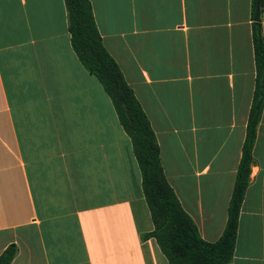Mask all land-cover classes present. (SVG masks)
<instances>
[{
  "label": "crops",
  "instance_id": "1",
  "mask_svg": "<svg viewBox=\"0 0 264 264\" xmlns=\"http://www.w3.org/2000/svg\"><path fill=\"white\" fill-rule=\"evenodd\" d=\"M200 236L227 220L255 84L254 0H89ZM264 39V0L259 11ZM231 264H264V101ZM132 143L74 52L65 0H0V254L169 264Z\"/></svg>",
  "mask_w": 264,
  "mask_h": 264
},
{
  "label": "trees",
  "instance_id": "2",
  "mask_svg": "<svg viewBox=\"0 0 264 264\" xmlns=\"http://www.w3.org/2000/svg\"><path fill=\"white\" fill-rule=\"evenodd\" d=\"M257 0H254L256 3ZM68 31L77 57L110 97L118 120L129 136L140 173L143 196L153 228L142 235L153 237L169 264H231L240 207L249 183L252 149L264 101V39L259 19L252 22L255 84L245 137L227 208V220L215 241L203 239L191 216L182 208L168 183L160 161L159 146L150 121L122 71L102 43L89 0H65ZM259 11L263 0H258ZM15 244L0 254V264H10Z\"/></svg>",
  "mask_w": 264,
  "mask_h": 264
},
{
  "label": "water",
  "instance_id": "3",
  "mask_svg": "<svg viewBox=\"0 0 264 264\" xmlns=\"http://www.w3.org/2000/svg\"><path fill=\"white\" fill-rule=\"evenodd\" d=\"M258 19H259V5L257 0L254 6V20L256 21Z\"/></svg>",
  "mask_w": 264,
  "mask_h": 264
}]
</instances>
